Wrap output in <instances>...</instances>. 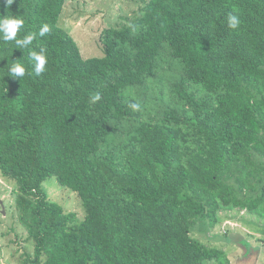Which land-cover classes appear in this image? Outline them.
Returning <instances> with one entry per match:
<instances>
[{
  "label": "trees",
  "instance_id": "1",
  "mask_svg": "<svg viewBox=\"0 0 264 264\" xmlns=\"http://www.w3.org/2000/svg\"><path fill=\"white\" fill-rule=\"evenodd\" d=\"M65 4L15 0L6 12L0 0V15L24 20L18 38L49 27L31 46L47 57L39 77L27 74L28 49L0 40V172L18 186L35 246L27 263L218 260L195 225L264 205V0H149L133 22L106 28L104 56L90 59L59 26ZM167 59L178 74L156 107L136 92ZM15 60L20 79L6 75ZM51 178L78 195L81 223L49 199Z\"/></svg>",
  "mask_w": 264,
  "mask_h": 264
},
{
  "label": "rangeland",
  "instance_id": "2",
  "mask_svg": "<svg viewBox=\"0 0 264 264\" xmlns=\"http://www.w3.org/2000/svg\"><path fill=\"white\" fill-rule=\"evenodd\" d=\"M149 0H66L59 26L67 30L77 42L84 59L103 57L101 33L109 27L119 28L135 20ZM178 64L167 59L157 78L136 93L158 107L157 96L171 95L170 85L178 74ZM44 188L52 202L77 215V223L85 220L86 211L78 195L60 186L56 178L48 179ZM16 182L0 172V264H31L34 243L18 220ZM220 221L211 227L206 221L195 225L192 236L221 251L222 256L204 264H264V205L256 212L230 210L219 214ZM203 230V231H202Z\"/></svg>",
  "mask_w": 264,
  "mask_h": 264
},
{
  "label": "clouds",
  "instance_id": "3",
  "mask_svg": "<svg viewBox=\"0 0 264 264\" xmlns=\"http://www.w3.org/2000/svg\"><path fill=\"white\" fill-rule=\"evenodd\" d=\"M15 0H5L6 12ZM240 19L238 15L229 13L227 17V24L230 29H238L240 26ZM24 28V20L19 16L10 15H0V40L3 42H14L15 49H28V62L31 66V72L27 73L29 75L34 74L39 77L45 71V65L47 63V57L45 50L43 48L40 51L32 49L33 41L37 37H44L49 32L48 25H43L40 27L38 32H29L22 38L17 37V33ZM12 78H22L26 75L25 66L18 62V60L12 61L11 66L8 68V73L6 74ZM7 92V87L5 88ZM101 99L100 93L97 92L90 97L91 103H96ZM130 107L134 110L139 109V104L133 103Z\"/></svg>",
  "mask_w": 264,
  "mask_h": 264
}]
</instances>
